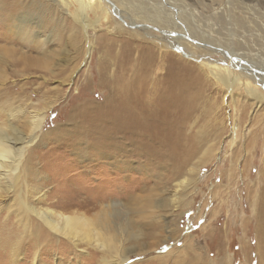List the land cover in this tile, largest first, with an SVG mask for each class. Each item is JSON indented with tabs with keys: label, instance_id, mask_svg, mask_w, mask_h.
I'll return each mask as SVG.
<instances>
[{
	"label": "rangeland",
	"instance_id": "374dc122",
	"mask_svg": "<svg viewBox=\"0 0 264 264\" xmlns=\"http://www.w3.org/2000/svg\"><path fill=\"white\" fill-rule=\"evenodd\" d=\"M68 1L72 4L69 7L65 5ZM146 1L160 7V0ZM165 1L163 8L173 11L174 4L180 6L200 28L214 35L252 39L245 44L246 51H234L247 55L256 69L264 70V41L237 21L244 20L246 28L251 29L255 9L259 7L264 13V0L262 6L259 0ZM113 2L121 4L122 0ZM241 2L248 3L251 10ZM242 5L244 8H239ZM77 10L74 0H0V126H6L18 144L23 141L27 145L37 137L26 155L34 161L31 172L44 177L37 179L45 194L43 205L65 213L91 215L105 205L120 202L119 213L110 219L125 222L126 218L143 217L145 212L140 208L153 198L148 210L159 222H174L171 229L179 227L181 231L155 230V237L147 238L151 246L146 252L143 246L126 242L135 252L125 264H174L177 259L180 264H264V206L259 203L264 194L255 189L264 185L261 78L241 76L242 83L232 92L211 79L187 130L198 138L197 152L179 172L173 169L174 161L167 158L158 161L134 155L127 159L117 152L113 159L102 157L95 148L99 142L89 136L91 126L83 123L86 116L79 110L88 101L103 100L99 81L104 64L100 59L109 62L108 55L101 56L103 49L110 39L123 36L132 38V45L141 40L161 45L158 37L164 35L155 29L152 35H146L140 30L143 23L125 26L124 20L110 14L95 23L97 16L89 13L90 27L85 29L76 19ZM258 17L264 26V16L258 13ZM118 22L123 25L117 26ZM167 50L168 63L188 67L208 61L186 55L183 47ZM207 58L223 67L232 63L229 68L237 75L244 72L241 63L222 53ZM111 67L114 70L116 65ZM249 87L262 93L263 98L250 95ZM37 114L45 118L41 129L33 131L30 121ZM185 178L188 180L181 185ZM132 195L139 199L132 201ZM21 197L19 189L16 194H6L13 208L0 212V264H25L32 257L23 255L28 243L17 242L24 234L16 213ZM161 201L165 206H160ZM51 247L43 254L45 264H100L99 250L91 249L96 253L87 259L65 240H53ZM12 249L16 255H12ZM173 249L169 260L159 258ZM193 252L200 259H195Z\"/></svg>",
	"mask_w": 264,
	"mask_h": 264
},
{
	"label": "bare ground",
	"instance_id": "6f19581e",
	"mask_svg": "<svg viewBox=\"0 0 264 264\" xmlns=\"http://www.w3.org/2000/svg\"><path fill=\"white\" fill-rule=\"evenodd\" d=\"M145 1L122 0L121 4H116L113 0H74L78 4L76 19L85 29L90 27L87 22L89 13L97 16L95 23L104 15L110 14L124 20L125 26L134 27L143 23L140 30H145L146 35H152L154 29L164 35L158 37L162 40L161 45L143 40L132 45V38L124 36L120 39H110L107 48L103 49L101 54L108 55L109 62L106 64L101 61L102 57L100 59V63L104 64L99 81L103 100L88 101L80 106L79 112L86 116L83 123L91 126L89 136H93L95 142H99L95 148L102 157L113 159L115 157L113 153L117 152L127 159L134 155L143 156L147 160L158 158L160 161L167 158L170 162L174 161L171 162L173 169L179 172L197 152L198 138L189 134L187 130L194 119L198 101L207 87L211 86L209 85L211 79L224 84L227 90L232 92L241 82V76L259 77L260 84L264 86V70L256 69L257 67L249 62L247 55L241 56L234 51V49L246 51L245 44L251 41V38L246 40L244 37H231L230 34V37L227 35L224 37V34L220 33L214 35L200 28L192 15L180 6L174 4L176 7L173 6L172 11L168 7L163 8L162 0L159 3L160 7L148 5L149 2ZM165 3L168 4L166 1ZM241 4L245 5L247 10H251L248 3ZM65 5L69 7L72 4L68 1ZM243 5L239 8H244ZM258 5L262 6L263 0H259ZM259 9L261 8L255 9L257 15L253 14L256 17L251 29L246 28L244 20L237 21L247 32L256 31L258 40L264 41V26L258 21L260 20L258 13L261 16H264V13ZM123 24L118 22L117 26L121 27ZM164 41L169 43H163ZM176 47H183L186 50L185 54L196 60L208 61H199L198 65L188 67L168 63L170 52L167 49ZM223 47L232 51L229 53ZM217 52L237 61L238 64L241 63L244 72L237 75L229 68L232 63L227 62L223 67L215 60L207 58ZM113 64L116 65L114 70L111 67ZM247 89V92L257 99L263 98L262 93L258 94L250 87ZM44 118L43 114L32 116L30 124L33 131L41 129ZM36 138L34 136L27 141V145H23V141L22 144H18L17 138L9 134L7 127L0 126V212L3 209L12 211L13 201L7 202L6 194H16L18 189L22 191L16 213L24 234L17 242L28 243V250L23 252L25 257L32 254L31 259L25 264H45L43 254L46 248H52L53 240L57 242L65 240L74 250H79L81 254L85 253L87 259L96 253L90 251L91 249L99 250L102 253L100 264H125L130 259V254L135 252L134 246L128 247L126 242L139 244L143 246L142 251L146 252L151 246L147 238L155 237V230L170 228V232L173 233L181 231L179 227L171 229L174 222H159L157 215L148 210V206L155 201L153 198L145 201L146 204L140 208V211L145 212L143 217L139 220L126 218L125 222H112L110 219L119 213L120 202L105 205L106 207L91 215L84 212L65 213L45 207L44 190L38 183V180H43L44 177L41 178L39 172H31L34 161L26 155L27 148L34 145ZM187 180L188 178H185L180 184H185ZM256 188L264 194V185L260 184ZM129 198L134 200L137 197L133 198L132 195ZM159 203L161 207L165 206L163 201ZM259 203L264 206L263 196ZM145 219L147 221L144 222ZM144 229L150 231L144 232ZM136 244L134 245L137 246ZM163 244L164 240L160 246ZM189 246L194 247L192 243ZM174 250H170L169 254L160 255L159 258L169 260ZM11 251L12 255H16L15 249ZM193 256H196L195 259L201 257L194 252ZM180 261L177 259L174 264H180Z\"/></svg>",
	"mask_w": 264,
	"mask_h": 264
},
{
	"label": "snow or ice",
	"instance_id": "6c2138e0",
	"mask_svg": "<svg viewBox=\"0 0 264 264\" xmlns=\"http://www.w3.org/2000/svg\"><path fill=\"white\" fill-rule=\"evenodd\" d=\"M166 250V249H165Z\"/></svg>",
	"mask_w": 264,
	"mask_h": 264
}]
</instances>
